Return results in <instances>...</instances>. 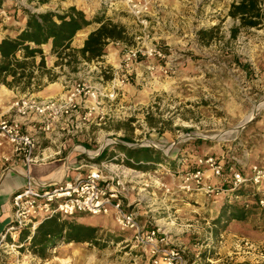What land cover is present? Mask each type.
Wrapping results in <instances>:
<instances>
[{
  "label": "rangeland",
  "instance_id": "374dc122",
  "mask_svg": "<svg viewBox=\"0 0 264 264\" xmlns=\"http://www.w3.org/2000/svg\"><path fill=\"white\" fill-rule=\"evenodd\" d=\"M193 1L198 7L191 16L162 25L159 33L174 32L172 45L151 29L153 43L161 45L167 58H140L120 95L122 104L118 98L109 100L112 118L100 138L91 141V158L80 153L79 159L89 169L118 156L114 150L119 147L148 150L138 163L109 161L139 170H127L130 194L124 203L129 210L148 226L165 231L170 244L184 250L187 264H264L262 210L253 208L246 221L223 215L234 201L256 204L255 196H264V186H245L238 196L180 188L185 173L198 167L206 169V180L220 184L199 163L209 155L218 156L225 166L246 170L255 163L264 165V105L259 106L264 102V0L259 25L241 26L238 21L237 32L234 17L227 21V15H217L210 0ZM207 10L209 22L213 16L215 23L203 29ZM135 35H127L126 42L135 44ZM90 65H83V75L73 80L83 81L91 69V84L102 82ZM111 66L103 68L105 82L113 76ZM19 86L28 85L23 81ZM252 112L253 118L246 121ZM81 215L84 224L97 228L96 242L62 240L39 255L32 238L1 240L0 235V264H151L130 234L120 229L114 213H79L65 219L76 222ZM12 242L21 246L12 248Z\"/></svg>",
  "mask_w": 264,
  "mask_h": 264
},
{
  "label": "built area",
  "instance_id": "2783aa9c",
  "mask_svg": "<svg viewBox=\"0 0 264 264\" xmlns=\"http://www.w3.org/2000/svg\"><path fill=\"white\" fill-rule=\"evenodd\" d=\"M98 1L101 8L122 3L124 11L136 20L142 30L135 35V44L124 41L119 64L114 67L109 81L102 79L100 83L91 84L85 80H76L56 98L23 96L12 103L11 114L0 111V137L11 144L13 158L23 159L28 169L25 187L12 197V221L1 233V240L8 237L17 240L25 230L29 231L28 238L31 239L40 224L54 217L65 219L79 213L108 215L112 212L120 229L130 234L134 246L148 256L151 264H187L184 250L172 246L165 231L157 226H148L137 212L125 206L124 202L130 194L127 170L133 173L139 170L109 162L119 159L121 163H138L125 153L118 154L120 158L115 156L108 162L102 161L98 166L60 182L41 181L30 173L31 165L39 162L36 155L38 142L32 133L24 130V122L37 121L43 132L51 134L60 123L74 122L77 129L96 115L104 119L105 114L101 110L104 103L118 98L136 72L140 58H167L161 45L150 41L149 0ZM43 5L39 0H0V22L4 25L14 22L19 10L39 13L37 11ZM148 68L154 69L152 65ZM82 153L91 157V151L86 148ZM6 160L10 161V158ZM199 163L207 166V170L221 180L218 182L220 184L215 185L206 180V169L198 167L185 173L181 189L187 192L232 194L248 185L255 188L264 186L262 164H252L250 170H246L242 166H225L214 155L201 158ZM259 203L264 207V196H260ZM10 246L16 248L21 245L12 242Z\"/></svg>",
  "mask_w": 264,
  "mask_h": 264
},
{
  "label": "crops",
  "instance_id": "0c3cea01",
  "mask_svg": "<svg viewBox=\"0 0 264 264\" xmlns=\"http://www.w3.org/2000/svg\"><path fill=\"white\" fill-rule=\"evenodd\" d=\"M149 2L151 29L155 30L159 38L164 39L166 44L169 45L173 43L172 37L174 32L162 31V33H159L162 30V25H166L167 22L175 25L183 16H191L193 9L198 7L196 5L197 2L193 0H149ZM234 2L235 0H223V2L222 0H210V5L214 4L213 11L217 12V15H227L228 21L232 19L230 12ZM71 5H75L79 10L85 12L89 19L95 17L99 12L100 16L103 17L101 20L79 31L72 40L70 48L63 53L62 57L52 53V41L41 45L45 54L47 71H40L38 66L42 59L40 55L36 56L35 59H28L29 62L34 64L33 69L35 71L31 78V83L27 87H9L0 81V111L3 113L11 114L12 103L19 97L56 98L62 95L71 87L74 78H79L83 75L80 72L83 65H89L88 67H90V64L93 63L97 79H104L105 71L103 68H106L108 65H112L113 67L118 65L124 41H109L105 46V53L101 57L91 60L85 59L81 53V49L85 46L89 35L97 30L103 22L108 21L124 27L127 35L137 34L142 30L136 20L124 11L122 3L101 8L98 0H48L47 3L39 7L37 12L51 10L63 13ZM208 11L203 13V20L205 22V28L203 29L209 28L210 22L215 23L214 19H212L213 16H210L211 20L209 22ZM233 19L237 21V26L240 20L235 17ZM27 20V13L19 10L16 13V20L14 22L6 25L0 22V40L7 36L16 37L20 30L26 27ZM212 23L210 25H213ZM237 28L240 27L237 26ZM17 56L23 59V53H18ZM1 60L0 55V63ZM53 75L56 76V79L51 81L50 76ZM8 79H12V76H9ZM83 79L91 83V69L87 71V77ZM120 95L124 96V92H120L118 96L119 103L122 104V97ZM109 103V100H107L101 109L103 114H105L104 119H99L96 115L77 129L74 127V122L60 123L56 126V130L53 133L46 134L41 130L40 124L37 121L24 122V130L32 133L38 142L36 155L39 162L32 164L29 168L33 177L45 182H60L64 179L73 178L80 172H86L88 169L84 168L85 164L81 161V158L79 159V154L85 148L91 151L89 147L91 141L100 138L99 135L102 127L110 122L112 118L110 111L112 109L108 105ZM129 151L125 147H119L114 150L115 153H129L132 156L131 158L137 162L141 159L137 154L133 152L131 154ZM112 156H115L114 153L111 154ZM7 158H10V161L6 160ZM262 161L264 163V157L261 159ZM27 172L28 169L23 159L13 158L11 144L0 137V235L12 221L13 208L11 200L16 192L25 187ZM144 173H148L147 170ZM132 198L136 199L134 195ZM79 218L76 219V223L84 224L85 220H83L82 215Z\"/></svg>",
  "mask_w": 264,
  "mask_h": 264
},
{
  "label": "trees",
  "instance_id": "16d2710c",
  "mask_svg": "<svg viewBox=\"0 0 264 264\" xmlns=\"http://www.w3.org/2000/svg\"><path fill=\"white\" fill-rule=\"evenodd\" d=\"M45 4L48 0H39ZM262 0H235L232 5L230 15L241 21V26L255 27L259 25L262 14ZM28 20L26 27L22 28L16 37L7 36L0 40V78L1 81L9 87L19 86L23 81L30 85L33 77L32 62L28 59H35L41 56L40 68H46V59L41 45L52 41V53L59 57L70 48L71 42L79 31L90 24L101 20L100 12L95 17L89 19L82 10L75 5H71L63 13L56 11H45L32 13L27 11ZM239 28L235 30L237 32ZM127 33L124 27L105 21L95 31H93L86 40L85 46L81 49L83 57L91 60L101 57L105 53V46L112 40H127ZM18 53H23V59L18 58ZM12 76L11 80L8 77ZM148 150H130L140 158H147ZM103 161V160H102ZM233 192L232 195L244 194ZM255 196V195H254ZM260 196L256 194V204H239L236 201L228 204L230 210L224 211L228 220L237 219L246 221L252 213L253 208L262 210L264 217V207L260 206ZM247 203V202H246ZM97 228L83 223L71 222L66 219L54 217L45 220L37 228L33 235L31 244L36 248L39 255L53 246H57L62 240L69 242H96ZM28 232H23L20 239H25Z\"/></svg>",
  "mask_w": 264,
  "mask_h": 264
},
{
  "label": "bare ground",
  "instance_id": "6f19581e",
  "mask_svg": "<svg viewBox=\"0 0 264 264\" xmlns=\"http://www.w3.org/2000/svg\"><path fill=\"white\" fill-rule=\"evenodd\" d=\"M264 102L262 104H260L259 106H263ZM254 112L250 113L247 117H246V121H249L253 118Z\"/></svg>",
  "mask_w": 264,
  "mask_h": 264
}]
</instances>
